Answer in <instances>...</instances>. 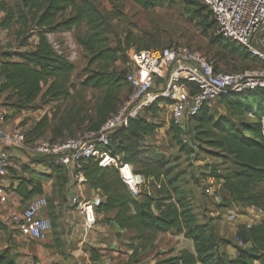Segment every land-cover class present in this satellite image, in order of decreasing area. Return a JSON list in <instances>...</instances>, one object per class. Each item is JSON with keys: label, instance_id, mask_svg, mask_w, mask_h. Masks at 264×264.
Segmentation results:
<instances>
[{"label": "trees", "instance_id": "obj_1", "mask_svg": "<svg viewBox=\"0 0 264 264\" xmlns=\"http://www.w3.org/2000/svg\"><path fill=\"white\" fill-rule=\"evenodd\" d=\"M132 1L146 8L161 4L160 0ZM204 7L198 11L201 12ZM0 14V28L9 32L12 30L17 41L14 47L0 52V92L10 91L5 101L15 111L30 108L40 93L45 103L65 98L68 94L74 65L52 47L47 39L48 34L71 31L85 22L90 30L89 35L86 39L79 35L75 38L89 57L88 63L96 60L115 62L119 58L116 49L101 45L102 32L99 29L102 23L98 22L102 15L91 0H79V3L75 0H13L12 3L0 0ZM212 24L216 28L213 18L211 23L203 24L200 21V30L206 33ZM33 37L36 40L30 45L28 42ZM211 43L227 47L238 55H249L260 66L258 59L235 42L223 41L221 36L214 35ZM24 44L30 48L21 49ZM210 59L213 60L212 57ZM213 63L216 69L235 71L222 68L216 59ZM122 80L123 77L112 71L96 70L89 71L81 81L82 86L106 89L95 108L98 126L116 110L114 107L118 97L111 95V90L118 88ZM42 85H48L44 92H41ZM187 85L193 86L191 83ZM163 101L167 103L158 99L145 107L141 114L129 119L126 126L115 129L106 147L110 154L129 163L133 172L142 178L138 188L139 198L131 196L117 169L99 167L91 157L80 160V170L86 182L98 189L103 197L96 213L115 211L111 222L118 229L134 230L138 237H143L147 232L175 231L183 232L184 237L192 241L194 252L182 250L161 259L158 264H264V220L249 227L238 225L235 237L242 246L235 240L231 243L236 254L233 259L218 253V245L229 241L217 237L206 222L198 221L188 193L179 184L183 171L147 142V137L155 132L158 124L149 121L144 114L157 110L159 102ZM217 102L224 107L223 113H212L209 108L213 105L201 108L196 115L187 119L185 133L191 142L203 143L218 150L219 153L215 154L230 159L233 168L227 173L221 175L213 171L205 175L220 183L224 192L223 201L254 206L264 211V90L228 93ZM247 117L252 119L248 120ZM190 122L193 123L192 130ZM98 128L87 130L95 131ZM172 130L174 138L181 144V151L192 154L191 147L181 143V128L172 124ZM40 157L55 162L51 157ZM208 170L211 167L208 166ZM91 252L95 253L93 249ZM98 259L99 256L94 254L92 260ZM0 264H14V261L6 251H1Z\"/></svg>", "mask_w": 264, "mask_h": 264}, {"label": "rangeland", "instance_id": "obj_2", "mask_svg": "<svg viewBox=\"0 0 264 264\" xmlns=\"http://www.w3.org/2000/svg\"><path fill=\"white\" fill-rule=\"evenodd\" d=\"M7 1L12 3L13 0ZM75 1L79 3V0ZM91 1L102 15V19L98 22L102 23L99 29L102 32L101 45L116 49L119 58L115 62L96 60L88 63L89 57L85 55L83 48L78 45L75 38L79 35L86 39L89 35L90 30L85 22L74 30L62 32L64 36L52 35L49 38L50 42L52 45L54 43L57 45V50H60L74 65V69L71 73L73 82L67 84L68 94L65 98L49 100L46 105L47 109H70L74 113L72 117L74 115L79 117L78 111L88 113L92 110L94 119V110L104 97L106 89L82 86L81 76L87 75L89 71L109 70L123 77L130 55L133 51L141 49L185 45L209 58L212 57L213 60L216 59L222 68H227L226 70H245L259 66L249 55H238L227 47L211 43L214 35H221L213 24L206 33L200 30V21L203 24L212 21L210 12L205 7L201 12L198 11L203 6L201 0H160V5L149 8L142 7L132 0ZM221 38L223 41H228L222 36ZM35 40L36 38L33 37L28 43L33 45ZM16 42L12 30L9 32L0 28V52L14 47ZM25 44L21 49L30 48ZM129 94L130 89L122 80L118 88L111 90V95L118 97V103L114 108H118ZM159 105L157 110L144 114L149 121L158 124L155 132L147 137V142L154 145L183 171L179 184L188 193L198 221L206 222L212 227L217 237L229 241V243H220L217 251L233 259L236 255L235 253L234 256L232 255L235 249L231 244L234 229L243 222L257 223L264 220V211L254 206L228 204L225 201L216 202L213 197L205 195L203 187L211 181L206 179V173H213V171L221 175L227 173L233 168L230 159L215 154L219 153L218 150L195 141L192 142V146H189L193 151L192 154L181 151V144L174 138L170 109L164 101L159 102ZM209 109L214 114L224 112V107L219 102ZM247 119L251 120L252 117H247ZM192 126L193 123L190 122V130ZM83 132L80 131L79 135ZM208 166L211 167L210 171H206ZM211 178L212 181L214 180L213 183L217 182L213 177ZM99 212H97V223L93 231L85 232L80 228L83 239L91 236L96 241L95 247L85 246L86 250H90L91 259L94 254L100 255L98 250H103L106 251L107 259L115 264H158L161 259L176 255L180 250L194 252L192 241L184 237L183 232H147L143 237H138L134 230L118 229L116 224L111 222L115 211ZM230 213L234 214L235 218L230 219L228 217ZM52 227L54 228L53 219L51 220ZM54 243L57 247L62 245V242H57V240H54ZM71 246L72 244L70 248ZM91 249L95 251L94 254ZM255 264L261 263L256 262Z\"/></svg>", "mask_w": 264, "mask_h": 264}, {"label": "built area", "instance_id": "obj_3", "mask_svg": "<svg viewBox=\"0 0 264 264\" xmlns=\"http://www.w3.org/2000/svg\"><path fill=\"white\" fill-rule=\"evenodd\" d=\"M216 24L217 32L226 40L241 45L251 56L259 60L258 68L223 71L216 69L213 60L185 45H171L163 48L133 51L129 57L123 81L130 89L128 98L112 112L95 131H84L75 137H66L57 142L29 140L17 129L4 126L5 107L0 97V181L6 176L10 166L8 149H16L27 154L51 157L59 165L80 167L83 158H94L99 167L117 169L122 182L134 198H139L142 178L133 172L129 163L123 162L106 149L115 129L126 126L129 119L141 114L145 107L165 100L170 109L171 121L181 128L182 144L192 146L185 133L187 119L196 115L201 108L210 107L228 93L248 90H264V0H201ZM52 47L57 50L54 43ZM161 83L159 90L155 84ZM187 83L193 84L192 87ZM152 90H154L152 92ZM1 93V92H0ZM203 187L207 196L216 202L223 201L224 192L220 183L212 178ZM72 185H67L71 189ZM5 188L0 182V202L5 201ZM69 206L81 218V228L93 231L97 223V207L102 202L100 195L85 197L72 192L68 196ZM45 205L43 198L36 199L20 210H9L7 222L17 232L28 239L43 241L51 229L50 219L41 216ZM230 219L235 215L230 213ZM1 221V220H0ZM247 227L250 222L244 223ZM236 229H234V233ZM235 243L242 246L236 239ZM21 264H37L32 256H27Z\"/></svg>", "mask_w": 264, "mask_h": 264}, {"label": "crops", "instance_id": "obj_4", "mask_svg": "<svg viewBox=\"0 0 264 264\" xmlns=\"http://www.w3.org/2000/svg\"><path fill=\"white\" fill-rule=\"evenodd\" d=\"M52 35L65 34L50 33L47 35L49 42ZM71 76L70 83L73 82ZM85 77L86 75L81 76L80 81ZM47 86L42 85L41 92H44ZM160 88L161 83H156L154 89ZM9 92L7 90L0 93L6 112L3 124L7 129L23 132L29 140L57 142L66 137L78 136L80 131L100 126L97 109L94 110V119L92 110L88 113L78 111L79 117H72L74 113L70 109H47V103L41 100V93L30 108L15 111L5 101ZM8 154L10 166L6 176L0 181L6 196L5 201L0 202V252L6 251L14 264H21L28 255L32 256L37 264H115L107 259L106 251L103 250H98V260L90 258V250H86L85 246L95 247L96 241L91 236L83 239L80 230L81 218L68 204V196L72 192L81 193L85 197L100 195L98 189L86 182L80 167L72 170L46 158L16 149H8ZM69 184L72 185L71 189L67 187ZM39 198L45 200V205L40 210L41 216L50 221L53 219L54 222V228L49 230L43 241L21 236L5 217L9 210L23 209ZM233 236L234 241L235 233ZM54 240L62 242V245L57 247ZM69 243L72 244L71 248ZM234 253L233 251V256Z\"/></svg>", "mask_w": 264, "mask_h": 264}]
</instances>
